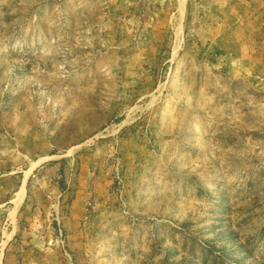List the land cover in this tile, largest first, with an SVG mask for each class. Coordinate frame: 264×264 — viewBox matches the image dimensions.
Masks as SVG:
<instances>
[{
    "label": "rangeland",
    "instance_id": "374dc122",
    "mask_svg": "<svg viewBox=\"0 0 264 264\" xmlns=\"http://www.w3.org/2000/svg\"><path fill=\"white\" fill-rule=\"evenodd\" d=\"M0 264H264V0H0Z\"/></svg>",
    "mask_w": 264,
    "mask_h": 264
}]
</instances>
